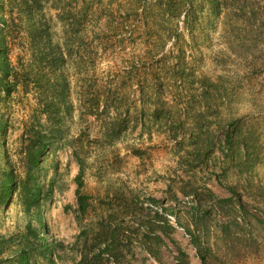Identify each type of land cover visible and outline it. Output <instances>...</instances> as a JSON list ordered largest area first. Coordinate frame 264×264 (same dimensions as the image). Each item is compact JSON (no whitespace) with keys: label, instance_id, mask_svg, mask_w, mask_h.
Listing matches in <instances>:
<instances>
[{"label":"rangeland","instance_id":"1","mask_svg":"<svg viewBox=\"0 0 264 264\" xmlns=\"http://www.w3.org/2000/svg\"><path fill=\"white\" fill-rule=\"evenodd\" d=\"M0 264H264V0H0Z\"/></svg>","mask_w":264,"mask_h":264},{"label":"trees","instance_id":"2","mask_svg":"<svg viewBox=\"0 0 264 264\" xmlns=\"http://www.w3.org/2000/svg\"><path fill=\"white\" fill-rule=\"evenodd\" d=\"M6 65V67H8V65L7 64H5Z\"/></svg>","mask_w":264,"mask_h":264}]
</instances>
